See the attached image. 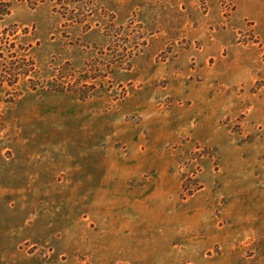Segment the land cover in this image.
Masks as SVG:
<instances>
[{
	"label": "rangeland",
	"instance_id": "rangeland-1",
	"mask_svg": "<svg viewBox=\"0 0 264 264\" xmlns=\"http://www.w3.org/2000/svg\"><path fill=\"white\" fill-rule=\"evenodd\" d=\"M0 264H264V0H0Z\"/></svg>",
	"mask_w": 264,
	"mask_h": 264
}]
</instances>
